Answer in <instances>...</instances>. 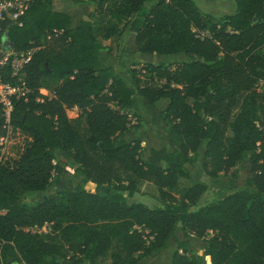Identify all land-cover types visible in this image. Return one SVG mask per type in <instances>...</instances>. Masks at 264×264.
<instances>
[{"label": "trees", "instance_id": "16d2710c", "mask_svg": "<svg viewBox=\"0 0 264 264\" xmlns=\"http://www.w3.org/2000/svg\"><path fill=\"white\" fill-rule=\"evenodd\" d=\"M86 1L95 8L73 29L51 0H35L2 25L5 48L31 52L23 68L31 92L14 101L10 121L29 141L10 161L0 146V264H138L167 249L178 224L184 237L206 242L204 256L179 243L169 264H264V92L255 89L264 81V0H233V14L221 21L193 0ZM125 30L140 54L185 58L133 65L124 80L97 54H113ZM2 80L16 82L9 68ZM134 95L167 100L159 118L172 152L150 149L142 159L141 141L123 139ZM5 133L0 109V138ZM202 148L205 178L227 176L246 160L251 177L192 212L207 186L186 166ZM58 156L107 193L81 184L28 205L53 173H65ZM144 184L162 207L128 203ZM44 224L46 233L31 231Z\"/></svg>", "mask_w": 264, "mask_h": 264}, {"label": "rangeland", "instance_id": "374dc122", "mask_svg": "<svg viewBox=\"0 0 264 264\" xmlns=\"http://www.w3.org/2000/svg\"><path fill=\"white\" fill-rule=\"evenodd\" d=\"M193 1L203 14L211 15L218 21H221L224 16L233 14L235 10L233 0ZM133 42L134 37L132 36V34H130L129 31L125 30L121 37L114 41L112 45L114 51L119 52L123 47H130ZM106 44L110 43L106 42ZM146 56L148 59L141 57L140 54L124 55L120 60V64L126 65L128 62L137 63L140 60L152 64H157L159 62L171 64L180 62L185 58L183 54L172 56L147 54ZM99 57L101 58L102 63L108 64V60L110 59V57H108L106 53L103 52ZM111 59L115 60L113 58ZM120 74L123 79H127V74H123L122 70H120ZM166 104L167 100L164 99L152 103L140 97L139 95H134L131 98V109L128 111V113L131 119L132 127L130 128V131L125 134V137L127 138V140L135 139L141 141L142 159H146L150 149H165L168 152H172L174 149L172 144L170 143L169 137L164 132L163 124L159 118V112L165 107ZM69 115L70 116H68L67 114L69 118H73L71 114ZM136 125H139V128H135ZM28 141L29 139L19 131H13L11 135H9V138L3 146L2 160L10 161L16 159V157L21 153ZM202 154L203 148L198 152L197 161L194 163V165L186 166L191 175L192 181L203 182L207 186L205 193L201 196L196 205L190 208V211L192 212L197 211L198 209L209 204L215 203L223 197L240 190L245 185L246 180L251 177L250 171L249 173L247 171L248 161H245V165L241 164L237 166L235 170L227 176L220 175L217 182H212V180L205 178L202 168L198 167L197 165L198 160ZM56 163L59 168L65 171V173L61 175L53 173L49 187L46 191L28 195V199L26 200V203L28 205L40 203L45 195L49 193H59L64 190H73L81 184H85L86 189L91 192L97 194L107 193L108 188L106 186L94 185L95 187H93V184L90 185L89 183H87V181H85L80 172H77L76 170H74V168H71V164H65L61 161L59 162V156L58 159H56ZM156 193L157 191L152 185L144 184L141 188V194H135L132 198L128 199V203H140L150 209L160 208L162 207V205L154 198ZM178 239H181V242H178ZM179 243H185L188 251L195 252L204 256L203 250L206 247V242L204 240H197L191 235L184 237L180 231V225L178 224L173 236L168 241L167 249L169 250L156 253L155 258H143L141 261H139V264H153L154 260L157 262L156 264H168L169 251L173 247V244H176L177 247ZM205 262L206 264H208L207 258H205ZM65 264L71 263L66 262Z\"/></svg>", "mask_w": 264, "mask_h": 264}, {"label": "built area", "instance_id": "2783aa9c", "mask_svg": "<svg viewBox=\"0 0 264 264\" xmlns=\"http://www.w3.org/2000/svg\"><path fill=\"white\" fill-rule=\"evenodd\" d=\"M34 1L35 0H0V109L3 128L6 131L5 135L0 138L2 154L3 146L9 138V135L13 132V129L10 126V121L14 101L21 99L26 100L27 95L31 92V90L26 86L23 73L24 65L29 62L31 52L17 54L12 50L5 49L1 42L2 25L6 19L17 22L19 17ZM67 1L73 2L78 0ZM5 68H9L11 77L16 80L15 84H9L2 80ZM255 89L260 93L264 92V81H258L255 85ZM38 91L42 97L49 98L51 96V94L45 89H39ZM37 101H43V98H39ZM31 231L46 233L48 231V225L44 224L42 227L35 226L31 229Z\"/></svg>", "mask_w": 264, "mask_h": 264}, {"label": "crops", "instance_id": "0c3cea01", "mask_svg": "<svg viewBox=\"0 0 264 264\" xmlns=\"http://www.w3.org/2000/svg\"><path fill=\"white\" fill-rule=\"evenodd\" d=\"M146 6L149 7V5H145L144 7L145 8H148ZM50 8L53 11H55V12H60V13L67 14L70 17V25H69V28L70 29H73V28L78 27L79 24H80V22H81V20L84 17L88 16L94 10L95 5L94 4H91L90 2H87L86 0H78V1H73V2L67 1V0H51V2H50ZM130 34H132L133 37L135 36L134 33H131L130 32ZM4 35H6V34L4 33ZM5 49H8V48H5ZM103 52L104 51H100L97 54L98 60L100 61V63L103 64L106 67H109V68L114 69L119 74V76L121 75L120 74V70H122L123 71V74H125V75L127 74V76H126L127 78H128V72L130 71V69L132 68L133 65H137V64H139V65H142V64H152V63H147V62L142 61V60H140L137 63H130V62H128L126 65L120 64V60L122 59V57L124 55H128V54H130V55H132V54L133 55L140 54V53L137 52L136 46H135V43L134 42L131 44L130 47H126V48L123 47V48L120 49L119 52H115L114 51L113 54H111V55H109L106 52H104V53H106L108 55V57H110V59L111 58L115 59V60H112V59L110 60L109 59L108 60V64H104V63L101 62V58L99 56ZM140 55H141V57H144V58L148 59L147 56H146L147 54H140ZM183 60L184 59H182L180 62H182ZM180 62H177V63H180ZM67 114H68V116H70L69 114H71L72 117H76L77 116V109L76 108H73L70 111H67ZM123 139L127 140V138L125 137V134L123 135ZM133 140H135V139H128V141H133ZM201 157H202V155H201ZM201 157L199 158L198 163H197L198 167H201ZM246 161H248V160H246ZM247 163H248V165H247V171L249 173V171H250V164H249V162H247ZM242 165H245V161L242 163ZM218 179L219 178L213 179L212 182H217ZM178 242H181V239H178ZM176 248H177L176 247V244H173V247L169 251V261H170V257L172 255V253L176 250ZM167 250H169V249L161 250L160 252H164V251H167ZM150 258H155V255L151 256ZM156 263L157 262L154 260L153 264H156ZM85 264H87V263H85ZM138 264H139V262H138Z\"/></svg>", "mask_w": 264, "mask_h": 264}, {"label": "water", "instance_id": "95a60500", "mask_svg": "<svg viewBox=\"0 0 264 264\" xmlns=\"http://www.w3.org/2000/svg\"><path fill=\"white\" fill-rule=\"evenodd\" d=\"M253 21H255V19L253 20ZM101 146V144H99V147Z\"/></svg>", "mask_w": 264, "mask_h": 264}]
</instances>
